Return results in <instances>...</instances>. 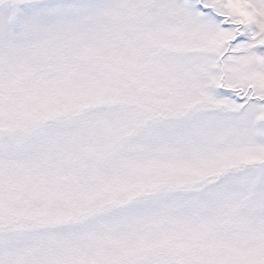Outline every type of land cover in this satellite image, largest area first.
<instances>
[{"label": "snow or ice", "instance_id": "6c2138e0", "mask_svg": "<svg viewBox=\"0 0 264 264\" xmlns=\"http://www.w3.org/2000/svg\"><path fill=\"white\" fill-rule=\"evenodd\" d=\"M0 264H264V0H0Z\"/></svg>", "mask_w": 264, "mask_h": 264}]
</instances>
